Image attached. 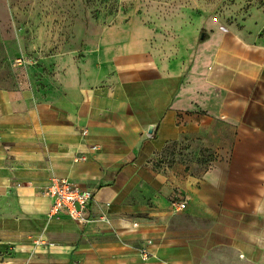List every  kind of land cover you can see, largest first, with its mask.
Returning <instances> with one entry per match:
<instances>
[{
  "label": "rangeland",
  "instance_id": "1",
  "mask_svg": "<svg viewBox=\"0 0 264 264\" xmlns=\"http://www.w3.org/2000/svg\"><path fill=\"white\" fill-rule=\"evenodd\" d=\"M93 65L106 85L184 70L187 95L211 91L218 101L179 120L184 137H169L154 162L167 180L153 183L159 195L145 196L142 185L136 214L103 222L113 226L96 232L93 264H245L244 255L255 264L264 255L256 216L229 213L218 196L209 211L190 201L202 180L221 188L227 175H245L250 159L237 128L242 120L264 126V0H0V113L5 96L47 97L57 74ZM187 200V209L173 207ZM35 232L23 233L27 244ZM10 247L0 248V264L28 263Z\"/></svg>",
  "mask_w": 264,
  "mask_h": 264
},
{
  "label": "crops",
  "instance_id": "2",
  "mask_svg": "<svg viewBox=\"0 0 264 264\" xmlns=\"http://www.w3.org/2000/svg\"><path fill=\"white\" fill-rule=\"evenodd\" d=\"M100 68L93 65L57 74L47 97L11 93L2 101L0 138L8 144L0 148V184L4 185L0 186V248L10 243L25 263L29 259L31 264L97 263L94 251L99 246L93 238L111 225L95 222L80 227L66 218L48 222L52 200L41 192L52 178L68 177L94 191L98 213L111 204L110 221L136 214L137 189L145 185L144 195L155 198L159 194L153 183L158 177L167 181L156 174L154 162L158 153L167 150L169 137L176 141L184 137L179 120L183 116L190 120L195 110L216 109L215 92L210 91L208 98L196 91L186 94L190 84L184 70L169 75L164 67L152 71L157 72L152 81L139 73L134 81L106 85V73ZM231 100L228 96V104ZM245 116L250 119L248 112ZM227 118L242 120L235 114ZM236 134L237 144L247 146L250 159L245 175H227L221 188L202 180L190 206L199 204L209 211L208 199L218 196L229 213L256 216L258 238L264 241V126L242 120ZM95 146L98 151L92 150ZM83 155L86 162H74ZM252 167L255 172L249 171ZM26 231H36L32 243L25 242ZM40 236L55 247L35 246ZM243 260L250 263L246 255ZM255 264H264V255Z\"/></svg>",
  "mask_w": 264,
  "mask_h": 264
},
{
  "label": "built area",
  "instance_id": "3",
  "mask_svg": "<svg viewBox=\"0 0 264 264\" xmlns=\"http://www.w3.org/2000/svg\"><path fill=\"white\" fill-rule=\"evenodd\" d=\"M87 135V131H84ZM93 151H98L99 147L95 146ZM87 161V156H78L74 159L75 163ZM42 195L52 200L51 211L47 216L48 222L61 220L66 218L80 227H87L95 222H110L108 210L111 204H106L103 211H97L95 207L94 191L83 187L68 177H54L48 185L42 189ZM173 207L178 211H183L187 208L186 201H175ZM129 226L132 229H139L142 226L140 220L132 221ZM35 246L55 247L54 243H50L40 236L35 241ZM16 252V248L10 247ZM12 252V253H14ZM147 256V255H146ZM29 259L27 264H31Z\"/></svg>",
  "mask_w": 264,
  "mask_h": 264
}]
</instances>
